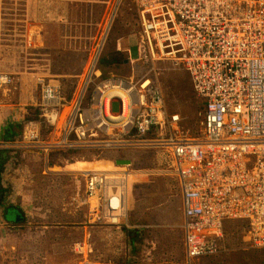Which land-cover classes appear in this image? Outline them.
<instances>
[{"label": "built area", "instance_id": "2783aa9c", "mask_svg": "<svg viewBox=\"0 0 264 264\" xmlns=\"http://www.w3.org/2000/svg\"><path fill=\"white\" fill-rule=\"evenodd\" d=\"M131 2L139 30L136 57L124 50L129 75L104 74L103 35L69 91L57 79L37 77L38 96L0 149L35 151L45 160L55 152H164L180 191L187 263L223 250L231 222L243 224L250 247L264 248V0ZM165 61L190 76L202 107L194 132L166 104L157 66ZM12 80L0 71V87ZM126 159L110 170L81 172L84 203L97 223L126 219ZM72 249L82 254L80 264H98L84 240Z\"/></svg>", "mask_w": 264, "mask_h": 264}, {"label": "rangeland", "instance_id": "374dc122", "mask_svg": "<svg viewBox=\"0 0 264 264\" xmlns=\"http://www.w3.org/2000/svg\"><path fill=\"white\" fill-rule=\"evenodd\" d=\"M138 30L131 0H0V71L13 78L0 87V139H13L21 128L22 109L39 93L37 77L57 79L69 91L103 35L98 63L104 74L129 75L124 50L136 57ZM112 57L114 62L104 61ZM170 64H157L166 104L194 132L201 104L189 74ZM3 119L13 125L9 139ZM10 150L0 162V264H79L82 254L72 244L82 240L98 264H264V248L250 247L242 239L243 224L233 222L226 224L223 250L186 262L180 191L164 152H55L45 160L35 151ZM124 156L132 159L126 219L118 226L97 223L84 203L81 172L115 168ZM4 202L21 210L20 222L7 223Z\"/></svg>", "mask_w": 264, "mask_h": 264}, {"label": "trees", "instance_id": "16d2710c", "mask_svg": "<svg viewBox=\"0 0 264 264\" xmlns=\"http://www.w3.org/2000/svg\"><path fill=\"white\" fill-rule=\"evenodd\" d=\"M115 59H116V58L112 57L111 60L105 59L104 61L107 62V63H110V62H114ZM7 124H8V123H7ZM7 124H6V125H7ZM5 131H6V135H3V136L6 137L7 139H9V137H11V136L13 135V133H14L13 125L8 124V128L5 129ZM7 156H8V155H7V152L4 151V150H2V149H0V162H1L2 164H3L4 161L6 160ZM0 193H2L1 184H0ZM10 207H11V209L14 208V207L16 208V206H10Z\"/></svg>", "mask_w": 264, "mask_h": 264}, {"label": "crops", "instance_id": "0c3cea01", "mask_svg": "<svg viewBox=\"0 0 264 264\" xmlns=\"http://www.w3.org/2000/svg\"><path fill=\"white\" fill-rule=\"evenodd\" d=\"M6 119V118H5ZM5 119H3V121H5L6 122V120ZM4 123V122H3ZM6 123H9V122H6ZM0 195H1V193H0ZM10 203H12V202H10ZM13 204L14 203H12V204H8V203H5L4 202V205L2 204V207H3V209H4V211H5V214H4V218H5V220L7 221V223H10V224H15V223H17V222H20V220L23 218V215L21 214L22 212H21V210H19L17 207L15 208H12L11 209V207L10 206H13ZM181 204V203H180ZM181 208V207H180ZM13 210H15V211H17V212H19L20 214H19V220L18 221H14V220H12V219H9V218H7V214L10 212V211H13ZM181 210V209H180ZM181 220H182V213H181ZM108 224V223H107ZM109 225H111L112 226V224H109ZM113 226H116V225H113ZM85 228V227H84ZM77 253V252H76ZM80 264V263H79Z\"/></svg>", "mask_w": 264, "mask_h": 264}, {"label": "water", "instance_id": "95a60500", "mask_svg": "<svg viewBox=\"0 0 264 264\" xmlns=\"http://www.w3.org/2000/svg\"><path fill=\"white\" fill-rule=\"evenodd\" d=\"M127 59L124 60L125 63H127ZM118 164H126V163H129V160H117L116 161ZM19 212L13 210V211H10L8 214H7V218L9 219H12L14 221H18L19 220Z\"/></svg>", "mask_w": 264, "mask_h": 264}, {"label": "bare ground", "instance_id": "6f19581e", "mask_svg": "<svg viewBox=\"0 0 264 264\" xmlns=\"http://www.w3.org/2000/svg\"><path fill=\"white\" fill-rule=\"evenodd\" d=\"M125 59H127L128 60V58H125ZM124 59V60H125ZM128 62V61H127ZM125 63V62H124ZM195 94V93H194ZM76 164L78 165V166H80V165H82L83 164V162L82 161H80V160H78V161H76ZM111 167V166H110ZM106 168V169H95V170H110V169H113V168ZM78 169V168H77ZM89 171V170H88ZM85 172V171H84ZM131 178V177H130ZM134 179V178H133ZM130 181V180H129ZM83 201V200H82ZM82 203V202H81Z\"/></svg>", "mask_w": 264, "mask_h": 264}]
</instances>
